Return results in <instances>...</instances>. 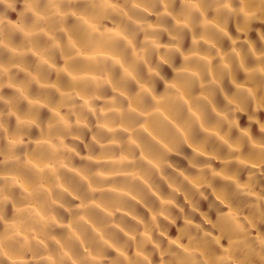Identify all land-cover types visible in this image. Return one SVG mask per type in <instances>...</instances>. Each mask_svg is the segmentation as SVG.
<instances>
[{
	"label": "clouds",
	"instance_id": "clouds-1",
	"mask_svg": "<svg viewBox=\"0 0 264 264\" xmlns=\"http://www.w3.org/2000/svg\"><path fill=\"white\" fill-rule=\"evenodd\" d=\"M0 264H264V0H0Z\"/></svg>",
	"mask_w": 264,
	"mask_h": 264
},
{
	"label": "bare ground",
	"instance_id": "bare-ground-1",
	"mask_svg": "<svg viewBox=\"0 0 264 264\" xmlns=\"http://www.w3.org/2000/svg\"><path fill=\"white\" fill-rule=\"evenodd\" d=\"M14 18V17H13ZM242 124H243V121H242Z\"/></svg>",
	"mask_w": 264,
	"mask_h": 264
}]
</instances>
